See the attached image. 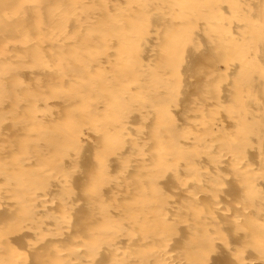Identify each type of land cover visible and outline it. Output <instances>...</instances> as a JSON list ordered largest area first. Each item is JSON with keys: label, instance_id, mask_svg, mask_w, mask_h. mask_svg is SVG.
<instances>
[{"label": "bare ground", "instance_id": "obj_1", "mask_svg": "<svg viewBox=\"0 0 264 264\" xmlns=\"http://www.w3.org/2000/svg\"><path fill=\"white\" fill-rule=\"evenodd\" d=\"M0 264H264V0H0Z\"/></svg>", "mask_w": 264, "mask_h": 264}, {"label": "rangeland", "instance_id": "obj_2", "mask_svg": "<svg viewBox=\"0 0 264 264\" xmlns=\"http://www.w3.org/2000/svg\"><path fill=\"white\" fill-rule=\"evenodd\" d=\"M27 9V7L26 8H24V10H22V12H24L25 10ZM19 222H17V223H15L13 226H12V228H11V231L12 232H14V231H16L18 228H19ZM13 229V230H12ZM15 229V230H14Z\"/></svg>", "mask_w": 264, "mask_h": 264}]
</instances>
